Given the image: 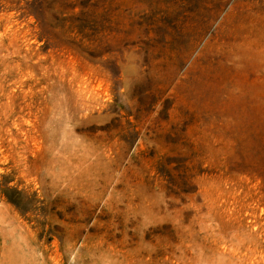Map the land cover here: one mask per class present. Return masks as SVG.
<instances>
[{"label": "rangeland", "instance_id": "rangeland-1", "mask_svg": "<svg viewBox=\"0 0 264 264\" xmlns=\"http://www.w3.org/2000/svg\"><path fill=\"white\" fill-rule=\"evenodd\" d=\"M0 264H264V0H0Z\"/></svg>", "mask_w": 264, "mask_h": 264}]
</instances>
